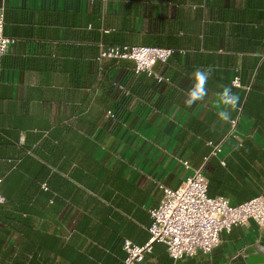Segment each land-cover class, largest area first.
Segmentation results:
<instances>
[{
	"label": "crops",
	"instance_id": "obj_1",
	"mask_svg": "<svg viewBox=\"0 0 264 264\" xmlns=\"http://www.w3.org/2000/svg\"><path fill=\"white\" fill-rule=\"evenodd\" d=\"M0 8L11 41L0 58V264H122L124 240L148 241L161 187L196 169L209 197L231 206L264 197V0H0ZM101 44L173 53L153 65L158 81L130 60H97ZM209 67L206 97L188 106L194 71ZM221 85L239 96L228 122L218 117ZM263 231L233 226L210 254L178 261L153 243L144 262L228 264L258 255Z\"/></svg>",
	"mask_w": 264,
	"mask_h": 264
},
{
	"label": "built area",
	"instance_id": "obj_2",
	"mask_svg": "<svg viewBox=\"0 0 264 264\" xmlns=\"http://www.w3.org/2000/svg\"><path fill=\"white\" fill-rule=\"evenodd\" d=\"M10 42L3 35V15L0 8V58L7 52ZM172 53V49L152 46L99 45L97 60H130L134 63L136 72L145 73L160 81L162 78L153 73L152 67L157 62H166ZM231 84L234 87L240 86L237 77L232 79ZM107 114L112 117L110 112ZM236 125V120L230 121L228 136L235 137L233 133ZM236 140L240 142L238 138ZM216 149L217 147L213 149V153ZM182 164L184 169L189 168L186 162ZM161 189L162 197L150 211L148 241L138 246L124 240L121 247L124 253L122 264H146L144 255L151 251L153 243L163 244L173 261L192 257L199 252L210 254L219 245L220 234L229 231L231 227L244 226L249 222L257 226L264 225V197H255L236 206L229 205L224 198L209 197L207 180L201 169L193 170L176 188ZM2 202L0 193V203Z\"/></svg>",
	"mask_w": 264,
	"mask_h": 264
},
{
	"label": "clouds",
	"instance_id": "obj_3",
	"mask_svg": "<svg viewBox=\"0 0 264 264\" xmlns=\"http://www.w3.org/2000/svg\"><path fill=\"white\" fill-rule=\"evenodd\" d=\"M212 68L196 69L193 73L195 83L190 88L187 94L185 103L188 106L193 105L197 101H203L207 95L206 84L212 75ZM222 91L217 93L220 97L222 104L225 106V110L218 112V117L224 122H228L231 119V112L229 109H235L239 96L232 91V88L227 85H221Z\"/></svg>",
	"mask_w": 264,
	"mask_h": 264
},
{
	"label": "water",
	"instance_id": "obj_4",
	"mask_svg": "<svg viewBox=\"0 0 264 264\" xmlns=\"http://www.w3.org/2000/svg\"><path fill=\"white\" fill-rule=\"evenodd\" d=\"M254 249L258 252L256 256H248L246 252L234 256L228 264H264V231L259 243Z\"/></svg>",
	"mask_w": 264,
	"mask_h": 264
},
{
	"label": "trees",
	"instance_id": "obj_5",
	"mask_svg": "<svg viewBox=\"0 0 264 264\" xmlns=\"http://www.w3.org/2000/svg\"><path fill=\"white\" fill-rule=\"evenodd\" d=\"M101 45H105V44H101ZM114 118V117H113Z\"/></svg>",
	"mask_w": 264,
	"mask_h": 264
}]
</instances>
